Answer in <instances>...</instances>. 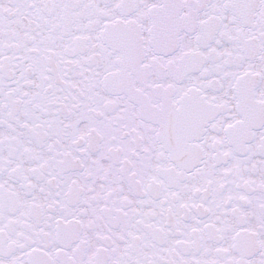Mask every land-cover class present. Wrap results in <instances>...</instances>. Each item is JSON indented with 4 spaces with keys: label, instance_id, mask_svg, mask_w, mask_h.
<instances>
[{
    "label": "snow or ice",
    "instance_id": "snow-or-ice-1",
    "mask_svg": "<svg viewBox=\"0 0 264 264\" xmlns=\"http://www.w3.org/2000/svg\"><path fill=\"white\" fill-rule=\"evenodd\" d=\"M0 264H264V0H0Z\"/></svg>",
    "mask_w": 264,
    "mask_h": 264
}]
</instances>
